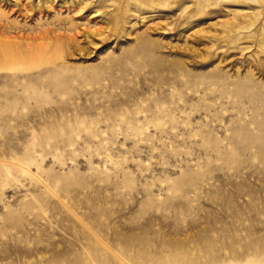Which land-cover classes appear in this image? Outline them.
Wrapping results in <instances>:
<instances>
[{"label": "rangeland", "instance_id": "1", "mask_svg": "<svg viewBox=\"0 0 264 264\" xmlns=\"http://www.w3.org/2000/svg\"><path fill=\"white\" fill-rule=\"evenodd\" d=\"M0 264H264V0H0Z\"/></svg>", "mask_w": 264, "mask_h": 264}]
</instances>
